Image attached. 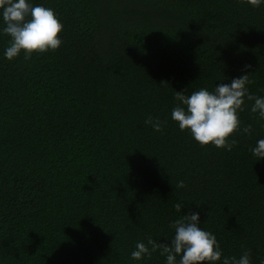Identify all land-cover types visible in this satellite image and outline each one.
<instances>
[{
  "label": "trees",
  "instance_id": "16d2710c",
  "mask_svg": "<svg viewBox=\"0 0 264 264\" xmlns=\"http://www.w3.org/2000/svg\"><path fill=\"white\" fill-rule=\"evenodd\" d=\"M62 44L25 60L0 36V264H164L192 211L224 255L264 259V120L246 101L231 151L201 146L171 120L175 91L249 74L264 96V4L247 0H33ZM250 67H245V66ZM159 118L160 131L144 123ZM183 181V187L178 182ZM182 203L181 213L174 207Z\"/></svg>",
  "mask_w": 264,
  "mask_h": 264
},
{
  "label": "clouds",
  "instance_id": "9594fccd",
  "mask_svg": "<svg viewBox=\"0 0 264 264\" xmlns=\"http://www.w3.org/2000/svg\"><path fill=\"white\" fill-rule=\"evenodd\" d=\"M253 7L264 4V0H247ZM63 24L56 12L33 0H0V36L9 39L2 56L9 61L23 52L28 60L31 55L58 49L62 44ZM250 67V66H245ZM249 74L243 73L231 79L230 83L216 84L212 91L201 87L185 95L175 91V106L171 109V120L181 131L187 130L201 146L231 151L236 140L230 138L235 132L251 134V126L241 127L238 113L244 110L246 101L251 102L249 110L264 120V96L249 92ZM154 131H160L159 118L147 117L144 121ZM255 161L264 159V138H258L250 148ZM183 187V181L178 182ZM183 204L174 205L181 213ZM200 214L192 211L182 214L170 222L174 234L169 244H157L151 237L147 242L137 241L130 252V259L139 261L161 249L164 264H252L250 252L244 250L239 256L223 254L216 236L202 228ZM264 264V259L260 260Z\"/></svg>",
  "mask_w": 264,
  "mask_h": 264
}]
</instances>
